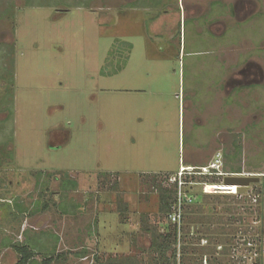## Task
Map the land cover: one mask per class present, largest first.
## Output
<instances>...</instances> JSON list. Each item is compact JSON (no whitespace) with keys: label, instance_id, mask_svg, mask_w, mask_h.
<instances>
[{"label":"rangeland","instance_id":"rangeland-1","mask_svg":"<svg viewBox=\"0 0 264 264\" xmlns=\"http://www.w3.org/2000/svg\"><path fill=\"white\" fill-rule=\"evenodd\" d=\"M129 1L0 0V230L44 224L27 244L47 253L46 240L57 234L60 246L53 251L68 255V264L130 256L146 264L150 237L143 222L161 232L171 229L157 218V186L176 187L173 180L185 164L209 165L221 153L223 171L264 175V86L241 98L232 128L223 118L221 134L214 114L215 90L225 76L216 61L221 41L230 62L241 54L264 65V0H244L234 15L226 14L227 35L220 39L206 30L205 20L199 21L200 32L193 27L198 22L184 19L182 50L180 43L165 49L162 37L147 26L150 13L129 12L124 6ZM185 1L186 9L191 4L196 11L209 0ZM168 8L180 10L176 0ZM194 9L186 13L193 15ZM190 104L202 113L200 106H212L209 123L200 130L190 124ZM204 178L188 186L204 214L178 225L191 243L186 264H259V258L264 264V242L258 255L256 244L251 251L244 245L257 240L261 221L250 198L264 178L251 194L243 187L204 193ZM42 191L50 210L19 219ZM14 193L24 207L12 204ZM54 202L63 203L59 211ZM220 230L236 236L220 246L211 237ZM15 239L21 242L23 236ZM7 255L15 264L14 254ZM36 257V262L44 258L40 252Z\"/></svg>","mask_w":264,"mask_h":264},{"label":"crops","instance_id":"crops-1","mask_svg":"<svg viewBox=\"0 0 264 264\" xmlns=\"http://www.w3.org/2000/svg\"><path fill=\"white\" fill-rule=\"evenodd\" d=\"M169 1L170 0H165V1H161L160 0H131L129 1L125 6L126 10H128L129 12L133 11V12H142V13H150L149 17L147 18L148 22H147V26L150 28V30L152 31L153 35L158 34V36L162 37V44L164 45V48H167V45L169 47V44L171 46L172 49H174V47L180 43V49H183V41H184V47H187V41H186V37L183 38V30H182V23L184 21V19L186 20L188 17L193 20V22H198L193 24V27L196 31V28H198V31H203L201 25L199 24V21H206L207 24H209L208 26H206V30H208V32L210 33V35L213 38L216 39H220L223 36L227 35L226 34V30H223V21L226 18V14L231 13V15H234L236 13V8H238L239 5H241L240 3H244V0H238L235 4H226L225 1L223 0H209L206 1L207 6L204 8V10H202V6L199 3V8L195 11V7L191 4H188V6H190V10L193 8L194 9V13L193 15H189V13H186L187 11H189V9H186V1L185 0H179V9H169ZM127 11V12H128ZM235 12V13H234ZM188 14V15H187ZM209 20V21H208ZM179 24V25H178ZM205 24V25H207ZM177 25V26H176ZM196 26V27H195ZM176 27L178 28V31L174 34V29H176ZM197 40H195L194 44H196ZM223 42L221 41V43L218 45L219 47V51L217 52V62L220 64L221 70L224 72L225 76L223 75L221 81H220V88H217L216 91V95L215 98H218V104L216 103V114L215 117L219 118V120H217V126L218 128H215V131H218L219 134H221L226 128H222L221 125L223 124V118H229V123L231 124V128L233 125L237 124V120L235 121V117H232L233 115V109L239 108L240 107V101L241 98L246 99V94L249 93L252 89H240V88H227L228 82L230 80V78H232L234 76V74L239 71V68L237 67V60L234 62H230L228 60V53L225 52V48L227 45L222 44ZM229 45V44H228ZM229 49V46L227 47ZM168 49V48H167ZM177 49V47H176ZM230 53V52H229ZM196 53L192 54V53H188V55L190 57L196 56ZM239 56V55H238ZM236 56V57H238ZM155 57L154 55L151 56ZM173 58V55L170 56V58ZM255 62L256 60H254L252 58V62ZM258 63V62H257ZM260 66H262V68H264L263 62L258 63ZM257 89V88H256ZM259 89V88H258ZM263 89V88H261ZM264 90V89H263ZM256 91V90H255ZM225 103V104H224ZM191 105H189V111H190V115H189V120H190V124L192 126V128L196 129V130H200L202 126H205L209 123V114H211V107L212 106H200V109H202L204 112H200L199 110H197L195 108L191 109ZM230 127H227V129L231 130ZM229 130V131H230ZM228 133V132H226ZM215 135V132H214ZM214 139L216 140V137H210L209 140ZM206 146V145H205ZM221 154V153H218ZM217 154V155H218ZM217 155H215L214 159L212 160L213 163L215 162V160L217 159ZM222 157V155H221ZM222 164H223V159H222ZM206 165H195V164H185L184 167H188V168H198V167H204L207 166ZM224 165V164H223ZM225 174H229V175H239V176H255L253 174H248V173H244L243 171H240L241 173H238V170H224L223 171ZM36 175V174H35ZM259 175V174H257ZM36 188H38L41 184L39 183V175L36 177ZM75 184V183H74ZM72 185L71 187H75V185ZM40 188V187H39ZM47 188L45 187L44 190H46ZM16 197V198H15ZM13 202L12 204H17V205H21L24 207V202L23 198H21L18 195H15V193L13 194ZM1 200V197H0ZM19 201V202H18ZM40 203L39 207L34 206V203ZM26 203V202H25ZM50 201L49 200H45V192L42 191V193H40L39 198L34 200L31 209H27L26 207H24L25 209L22 210L21 208V214L19 215V219H21L23 216H39V215H43L46 212H48L50 210ZM54 204V207H57V211H59L60 209L58 208L59 205H62L63 203L59 202L58 204ZM11 205V204H10ZM31 205V204H30ZM13 213V212H12ZM60 213V212H59ZM14 214V213H13ZM27 217L26 221L29 220V218ZM38 228H30L32 233H30L29 236H26V233L29 232L30 229H23L21 228V225L19 223V225L17 226H13V227H9L7 229L0 230V250L4 252L2 253V257L1 259H3V261H5V264H11L10 263V255H7V252L10 250V252H12L14 254V256L16 257V260H14L15 264L18 263L19 261V256L15 251V247H17L18 245H23L25 247H29V249H31L34 252V257L30 260L29 264H45L46 260L48 258H51L54 255H63L61 257L60 260H56L54 261L52 264H68V255H64V254H60L59 252L56 254L53 249H56V247L60 246L58 239H60V237L55 234L56 238H58L56 240V238L54 239H47V248H49L50 251H47V249H43V251L41 252L40 249H32L31 246L29 244H27V242L29 241V238L31 237V235L33 234H37L34 231L37 232H43V228L44 224L42 226H37ZM23 239L21 240V242H18L15 238L18 237H22ZM9 238L10 241L6 242L5 239ZM5 241V243L3 242ZM17 241V242H16ZM55 243V245L53 244ZM54 245V246H53ZM58 245V246H57ZM73 251V250H72ZM38 252H40V256H44V258L38 262H36V255L38 254ZM7 255V256H6ZM8 260V261H7ZM13 263V262H12Z\"/></svg>","mask_w":264,"mask_h":264},{"label":"trees","instance_id":"trees-1","mask_svg":"<svg viewBox=\"0 0 264 264\" xmlns=\"http://www.w3.org/2000/svg\"><path fill=\"white\" fill-rule=\"evenodd\" d=\"M238 173H241L240 171ZM197 179V177L193 178V180ZM208 179L207 182H214L217 183V179L219 178H204ZM211 179V180H210ZM75 185V184H74ZM177 187V185H176ZM165 188L163 185L157 186V191L159 193V210L157 214V218L159 223H162L164 221H168L171 224V229L167 232H161L157 227L151 226L147 221L143 222V231L144 233L150 237V247L146 250H144L145 258L144 262L146 264H186V257L188 256V248L191 243L187 242L188 239L186 238V235L188 233H183L179 226L177 224H173L170 222V216L174 211V208L177 204L176 198H177V188ZM262 187V186H261ZM259 193H257V209L253 212V214H256L258 216L259 221H261V225L258 229V231L255 233L256 239H249L245 241V246L248 245L250 241L253 242L254 246L258 248L257 252L259 254H262L263 252V219H264V194L261 190ZM257 188V185H254V189ZM212 189H225L230 190L227 188H212ZM236 190V189H235ZM250 201L253 202V198H250ZM197 202L195 200L193 201V204H190L188 206V209H183L182 219L183 222L187 220V218H191L194 215H203L204 213L201 212L202 207L201 205H196ZM252 214V215H253ZM183 229V228H182ZM209 230V228H208ZM209 233L211 234V231L209 230ZM190 234V233H189ZM205 237L208 236L206 232H203ZM202 236V234H200ZM217 236V237H216ZM236 236L235 233H224L222 230L215 231L211 235V237H215L214 239L218 241V245L220 246H226L229 242L232 241V237ZM254 236V235H253ZM203 238H199V241H201ZM256 244V245H255ZM180 247V248H179ZM219 247V246H217ZM203 250H205V253L203 255L208 254V249L205 247H202ZM16 253L19 256V261L17 264H29L30 260L34 257V252L29 249V247H25L23 245H18L14 248ZM213 250V249H212ZM252 250V249H250ZM223 253L228 252V248H223ZM224 253V254H225ZM222 254V253H221ZM223 254V255H224ZM179 255L180 258H179ZM63 255H54L51 258H48L45 262V264H52L56 260H60ZM225 256V255H224ZM202 261V260H201ZM97 264H144L139 262L136 257H126L123 259H114L110 260L109 262L102 263L99 260L96 259ZM211 264H216L213 260H210ZM258 263L261 264V258H259ZM208 264V263H206Z\"/></svg>","mask_w":264,"mask_h":264},{"label":"built area","instance_id":"built-area-1","mask_svg":"<svg viewBox=\"0 0 264 264\" xmlns=\"http://www.w3.org/2000/svg\"><path fill=\"white\" fill-rule=\"evenodd\" d=\"M225 176H231L229 174H225L223 172V164H222V159H221V154L217 155V159L215 162L210 163L207 166L204 167H198V168H188L181 166L177 178L174 181V183L177 185V198H176V206L174 208V212L170 216V222L173 224H177L180 226V223L182 221V214H183V209L185 206L193 204L194 196L190 193V190H188V186L191 189V186L197 185L195 180L193 178L195 177H207V178H222ZM259 177L264 178L263 176L258 175ZM211 180V179H210ZM204 193L207 192L206 189L209 188H223L222 186L224 185H218L217 183L211 182L213 184H208L209 182L205 181L204 182ZM227 187L226 185H224ZM261 190L264 192V182L261 183ZM184 188V189H183ZM184 192H183V191ZM254 191V185H251L247 189V193L251 194ZM253 202L254 204L257 203V195H254L253 197ZM250 249L254 248V244L252 241L248 243ZM251 251V250H250ZM256 255H258V252L256 250Z\"/></svg>","mask_w":264,"mask_h":264},{"label":"flooded vegetation","instance_id":"flooded-vegetation-1","mask_svg":"<svg viewBox=\"0 0 264 264\" xmlns=\"http://www.w3.org/2000/svg\"><path fill=\"white\" fill-rule=\"evenodd\" d=\"M176 2L179 7V0H176ZM239 56L236 59L239 71H237L234 76L230 78L227 88L250 90L251 88L264 86V68H262V66H260L257 62H252V57L250 58L244 55Z\"/></svg>","mask_w":264,"mask_h":264},{"label":"water","instance_id":"water-1","mask_svg":"<svg viewBox=\"0 0 264 264\" xmlns=\"http://www.w3.org/2000/svg\"><path fill=\"white\" fill-rule=\"evenodd\" d=\"M260 180L259 176H225L223 183L226 186L242 185L244 189H248L251 185L259 184Z\"/></svg>","mask_w":264,"mask_h":264},{"label":"bare ground","instance_id":"bare-ground-1","mask_svg":"<svg viewBox=\"0 0 264 264\" xmlns=\"http://www.w3.org/2000/svg\"><path fill=\"white\" fill-rule=\"evenodd\" d=\"M223 188H227V189H238V188H242V185H233V186H227L225 187L224 185L222 186ZM210 189V188H209Z\"/></svg>","mask_w":264,"mask_h":264}]
</instances>
